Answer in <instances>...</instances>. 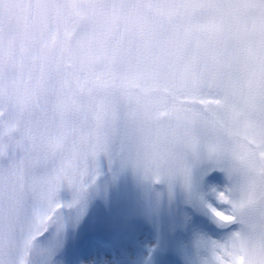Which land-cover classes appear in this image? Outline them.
<instances>
[{
	"label": "snow or ice",
	"instance_id": "obj_1",
	"mask_svg": "<svg viewBox=\"0 0 264 264\" xmlns=\"http://www.w3.org/2000/svg\"><path fill=\"white\" fill-rule=\"evenodd\" d=\"M113 165L264 264V0H0V264H56Z\"/></svg>",
	"mask_w": 264,
	"mask_h": 264
},
{
	"label": "rangeland",
	"instance_id": "obj_2",
	"mask_svg": "<svg viewBox=\"0 0 264 264\" xmlns=\"http://www.w3.org/2000/svg\"><path fill=\"white\" fill-rule=\"evenodd\" d=\"M215 175L223 183V174ZM61 197L67 199V193ZM185 201L179 191L172 199H157L130 169L102 166L82 206L62 210L63 240L52 259L56 264H200L207 241L217 237L199 216H208L207 210L194 203L189 209ZM129 217L139 220L129 223ZM107 240L113 245L103 246ZM60 247L67 249L60 253Z\"/></svg>",
	"mask_w": 264,
	"mask_h": 264
},
{
	"label": "trees",
	"instance_id": "obj_3",
	"mask_svg": "<svg viewBox=\"0 0 264 264\" xmlns=\"http://www.w3.org/2000/svg\"><path fill=\"white\" fill-rule=\"evenodd\" d=\"M129 219H131V220H132V219H134V218H132V217H129V218H128V220H129ZM174 254H175V253H174ZM154 255H156V250H155V248H154Z\"/></svg>",
	"mask_w": 264,
	"mask_h": 264
},
{
	"label": "clouds",
	"instance_id": "obj_4",
	"mask_svg": "<svg viewBox=\"0 0 264 264\" xmlns=\"http://www.w3.org/2000/svg\"><path fill=\"white\" fill-rule=\"evenodd\" d=\"M41 264H43V262L41 261Z\"/></svg>",
	"mask_w": 264,
	"mask_h": 264
}]
</instances>
